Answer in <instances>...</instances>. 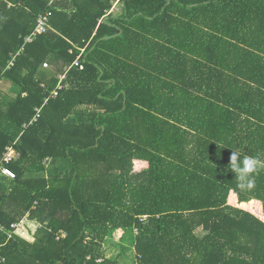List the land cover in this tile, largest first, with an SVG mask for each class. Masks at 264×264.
<instances>
[{"label":"trees","instance_id":"16d2710c","mask_svg":"<svg viewBox=\"0 0 264 264\" xmlns=\"http://www.w3.org/2000/svg\"><path fill=\"white\" fill-rule=\"evenodd\" d=\"M234 151L264 161V0H0V264H264Z\"/></svg>","mask_w":264,"mask_h":264},{"label":"clouds","instance_id":"9594fccd","mask_svg":"<svg viewBox=\"0 0 264 264\" xmlns=\"http://www.w3.org/2000/svg\"><path fill=\"white\" fill-rule=\"evenodd\" d=\"M262 168H264V161L254 156L242 155L238 151L233 152L228 165V169L238 180V187L241 190L253 187V174Z\"/></svg>","mask_w":264,"mask_h":264},{"label":"built area","instance_id":"2783aa9c","mask_svg":"<svg viewBox=\"0 0 264 264\" xmlns=\"http://www.w3.org/2000/svg\"><path fill=\"white\" fill-rule=\"evenodd\" d=\"M47 23H48V18H47V16L46 15H39L38 16V18H37V25H36V27H35V31L31 34V35H29V36H27L26 38H25V41L26 42H30L32 39H33V37L35 36V34H36V32H44V31H46V29H47ZM22 50V48L15 54V55H13L12 56V59H10L9 61H8V66H11L12 64H13V60H14V58H15V56L16 55H18L19 53H20V51ZM45 67L47 66V64L46 63H44L43 64ZM77 66V65H79V61H78V59H76L72 64H70V66L69 67H71V66ZM64 76L62 75L61 77H60V79H62ZM36 111H37V115L39 114V109H36ZM17 156V151H15L14 150V148H12V147H9L8 149H7V151H6V153L4 154V158L5 159H7V160H9V159H11V158H15ZM2 170H3V172L6 174V175H8V176H10V177H13L14 176V174L10 171V170H8V169H6V168H2Z\"/></svg>","mask_w":264,"mask_h":264},{"label":"rangeland","instance_id":"374dc122","mask_svg":"<svg viewBox=\"0 0 264 264\" xmlns=\"http://www.w3.org/2000/svg\"><path fill=\"white\" fill-rule=\"evenodd\" d=\"M117 7V5L114 6V8ZM49 67V66H48ZM1 87L3 88L4 90V94H8V95H12V89L10 87V84L9 83H6V82H2L1 84ZM233 196H232V201L230 200L231 203H234L236 204L235 201H233ZM255 206L256 204L253 203ZM21 234L24 235V236H28V233H27V228L26 227H23L21 229ZM119 239H118V235H117V232L114 233V235L112 237H108L107 238V242L105 243L104 245V251H105V254L107 256H115L118 251H119Z\"/></svg>","mask_w":264,"mask_h":264},{"label":"water","instance_id":"95a60500","mask_svg":"<svg viewBox=\"0 0 264 264\" xmlns=\"http://www.w3.org/2000/svg\"><path fill=\"white\" fill-rule=\"evenodd\" d=\"M118 10H119V7H115V8L112 10V13H113V14H116V13L118 12Z\"/></svg>","mask_w":264,"mask_h":264}]
</instances>
